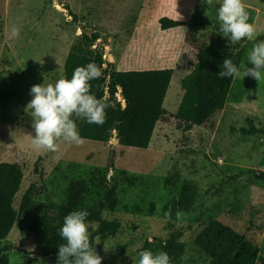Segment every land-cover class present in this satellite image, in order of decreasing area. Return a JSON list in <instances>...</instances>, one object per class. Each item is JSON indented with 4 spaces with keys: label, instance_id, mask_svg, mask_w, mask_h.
Wrapping results in <instances>:
<instances>
[{
    "label": "rangeland",
    "instance_id": "rangeland-1",
    "mask_svg": "<svg viewBox=\"0 0 264 264\" xmlns=\"http://www.w3.org/2000/svg\"><path fill=\"white\" fill-rule=\"evenodd\" d=\"M68 1L78 19L63 5ZM249 23L256 28L248 46L264 40V0H243ZM222 0H0V161L16 164L22 185L13 199L19 209L32 188L30 207L7 238L0 240V264H57L33 253L55 246L38 240L37 221L62 223L77 202L97 206L106 181L117 185L113 209L118 219L115 236L97 243L102 264H134L146 239L177 236L186 249L175 264H208L204 235L221 221L259 245L264 256V134H244L249 119L264 127V79L244 77L247 54L235 77L225 107L205 126L189 125L176 117L184 94L182 80L195 68L200 47L218 31ZM207 11V15L205 12ZM188 23L162 29L161 16ZM16 24L20 35L8 39L6 29ZM99 34L95 41L84 36ZM71 51L102 54L104 67L117 70L173 67L165 113L157 123L148 148L121 144L116 132L108 142L83 138L79 145L60 143L59 153L37 150L32 139L33 117L26 110L30 89L65 76ZM243 65V67H242ZM252 65L249 64L248 67ZM125 104L122 89L116 93ZM225 113V114H224ZM224 114V115H223ZM84 120H77L78 128ZM179 170L182 179L198 185L195 206L178 217L171 204L182 194L181 185L169 186L165 177ZM240 174L238 177L230 175ZM126 175L130 178L127 179ZM35 185V186H33ZM91 224L90 227H95ZM105 244L109 250L105 251Z\"/></svg>",
    "mask_w": 264,
    "mask_h": 264
},
{
    "label": "trees",
    "instance_id": "trees-1",
    "mask_svg": "<svg viewBox=\"0 0 264 264\" xmlns=\"http://www.w3.org/2000/svg\"><path fill=\"white\" fill-rule=\"evenodd\" d=\"M68 14L78 19V13L73 10L68 1H63ZM162 29L185 25L183 19L161 16L159 19ZM211 41L202 45L198 51L195 68L182 80L184 94L176 112V117L189 125L205 126L212 121L215 114L222 110L235 78L221 79L218 73L225 58H230L240 67L248 46L234 45L228 42L219 32V25ZM84 36L89 41L97 40L100 35H89L84 26ZM95 62L102 69V76L92 80L91 91L110 106L106 109V120L102 125L90 124L84 120L79 128L80 136L108 142L116 132L121 144L148 148L151 144L156 125L164 116V101L174 75L173 67L117 70L112 63L104 67L102 54L97 51L94 56L71 51L66 57L65 77L71 78L74 70ZM122 89L125 104L118 100L116 93ZM244 134L263 133L264 127L257 126L249 119V127L242 128ZM240 174L230 175L238 177ZM127 179L130 178L126 175ZM255 177L264 181V170L257 171ZM165 183L172 187L181 185L182 194L174 197L171 204L176 211L188 212L195 206L198 197V185L193 179H182L179 170L165 177ZM22 185V178L16 164L11 161H0V240L7 238L22 214L30 207L33 190L29 189L19 209L13 205V199ZM35 186V185H33ZM117 185L106 181L103 196L97 206L77 202L73 210H87L90 242L93 247L115 236L121 228V222L109 219L105 212L115 206ZM63 222L37 221L32 225L35 237L41 241H49L55 246L37 247L33 253L47 256L57 262L58 245L64 243L58 234ZM203 248L211 257L208 264H264V256L260 254L259 245L250 241L244 233L235 231L227 224L216 221L204 235ZM147 249L167 252L175 264L184 254L186 244L177 236L163 238L154 236L146 239ZM30 259L27 264H31Z\"/></svg>",
    "mask_w": 264,
    "mask_h": 264
},
{
    "label": "clouds",
    "instance_id": "clouds-1",
    "mask_svg": "<svg viewBox=\"0 0 264 264\" xmlns=\"http://www.w3.org/2000/svg\"><path fill=\"white\" fill-rule=\"evenodd\" d=\"M212 0H206L211 4ZM207 15V11L205 12ZM220 34L231 44L243 39L253 41L256 28L249 23V13L243 0H222L217 12ZM20 35V28L13 24L6 29L8 39ZM251 64V67L248 65ZM243 67V65H242ZM102 69L95 62L77 67L71 78L64 75L50 83L35 84L30 89L31 101L27 111L33 117L32 144L37 150L59 153L60 143L79 145L83 143L77 120L102 125L106 120V109L110 106L91 91V81L102 76ZM221 79L241 75V69L232 59L225 58L218 73ZM250 76L257 81L264 79V40L253 43L247 54V67L244 77ZM87 210H73L65 216L58 234L64 243L58 245L57 264H102L103 257L90 242ZM176 215H181L177 211ZM109 248L105 244V251ZM134 264H172L170 255L165 251L145 249Z\"/></svg>",
    "mask_w": 264,
    "mask_h": 264
},
{
    "label": "crops",
    "instance_id": "crops-1",
    "mask_svg": "<svg viewBox=\"0 0 264 264\" xmlns=\"http://www.w3.org/2000/svg\"><path fill=\"white\" fill-rule=\"evenodd\" d=\"M247 52H248V48H247V51H246V53H247ZM222 111H223V110H222ZM224 114H225V113H224ZM224 114H223V115H224ZM156 126H157V125H156ZM257 126H258V125H257ZM153 135H154V134H153Z\"/></svg>",
    "mask_w": 264,
    "mask_h": 264
}]
</instances>
